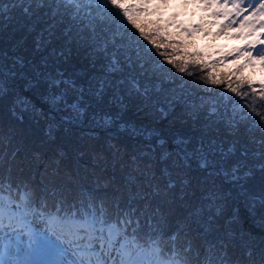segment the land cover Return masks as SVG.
Here are the masks:
<instances>
[{
  "label": "snow or ice",
  "instance_id": "1",
  "mask_svg": "<svg viewBox=\"0 0 264 264\" xmlns=\"http://www.w3.org/2000/svg\"><path fill=\"white\" fill-rule=\"evenodd\" d=\"M180 2L0 0V264H264V0Z\"/></svg>",
  "mask_w": 264,
  "mask_h": 264
},
{
  "label": "trees",
  "instance_id": "2",
  "mask_svg": "<svg viewBox=\"0 0 264 264\" xmlns=\"http://www.w3.org/2000/svg\"><path fill=\"white\" fill-rule=\"evenodd\" d=\"M199 41V39L198 38H194V42L192 43V45L190 46V47H192V46H194V48H196L197 49V42ZM193 48V49H194ZM191 51V50H190ZM229 67H231V65H229ZM260 75L257 73V78L259 77Z\"/></svg>",
  "mask_w": 264,
  "mask_h": 264
},
{
  "label": "rangeland",
  "instance_id": "3",
  "mask_svg": "<svg viewBox=\"0 0 264 264\" xmlns=\"http://www.w3.org/2000/svg\"><path fill=\"white\" fill-rule=\"evenodd\" d=\"M193 48H194V46L190 47L189 50L196 51V48H194V49Z\"/></svg>",
  "mask_w": 264,
  "mask_h": 264
}]
</instances>
